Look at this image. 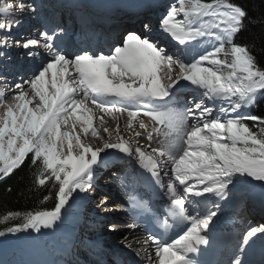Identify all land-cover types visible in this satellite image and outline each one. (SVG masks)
<instances>
[{"label":"snow or ice","instance_id":"obj_1","mask_svg":"<svg viewBox=\"0 0 264 264\" xmlns=\"http://www.w3.org/2000/svg\"><path fill=\"white\" fill-rule=\"evenodd\" d=\"M37 10L35 0H0V57L17 48L31 60L42 58L28 79L10 83L0 74V180L30 160L35 185L52 186L43 201L54 189L55 203L8 212L0 237L52 229L70 201L97 191L99 169L128 158L161 190L164 178L167 186L161 207L130 196L133 222L122 226L134 232L143 217L151 230L143 240L124 236L125 247L139 245L135 255H146L148 264H202L209 233L238 186L264 189V115L248 111L264 96V65L255 42L236 41L264 18L250 17L233 0H175L159 20L171 46L144 23L143 33L126 30L108 53L72 52L59 24L38 38L14 35ZM108 200L104 195L97 207L107 210ZM255 239H264V224L244 231L218 264H257L248 258Z\"/></svg>","mask_w":264,"mask_h":264},{"label":"bare ground","instance_id":"obj_2","mask_svg":"<svg viewBox=\"0 0 264 264\" xmlns=\"http://www.w3.org/2000/svg\"><path fill=\"white\" fill-rule=\"evenodd\" d=\"M44 1L45 0H35L38 8L36 12L37 14L40 12L39 4H43ZM141 1H144L147 4L146 19L148 23H151L153 29L156 26L159 28L157 19L158 17H160V12H166L167 8L175 3V0H170L168 2H166L165 0ZM138 4L139 0H125L124 5L127 10H133L132 15H128L126 17L125 14H119V16H121L120 21L114 20L107 23H103L101 15L98 14L95 17V14H93L91 9L88 8V10L92 12L88 20L89 23H91V21H95L97 23H93L92 27L89 26L92 41L86 49L91 50L92 46H98V51H103L105 53L109 52L108 50L110 46L106 44L107 40L104 39V32L101 29V27L104 26H108L114 30L117 28L119 29V26L122 25V22L123 24H125L124 27H127L128 23L129 25L132 23L133 28L136 31H142L141 33H143L142 28H140L139 26L140 22H137L141 19V15H136L134 10V8ZM84 9L87 11L86 8ZM78 10L79 9H76L75 11ZM34 15L26 18L24 23L25 27H22L21 31L18 33L19 35H31L38 38V33L40 31H43L46 27L49 26V24H54V22L52 21V15L47 16L46 19L42 21L45 22L46 27L45 25H41L39 22H37L41 18L33 19L32 17ZM82 15L87 14L82 13ZM69 19L73 20V14H69V18L67 20L65 18H58L57 22H59L58 24L61 26H65L64 24H66L70 29L73 26L68 24ZM28 24L39 27L40 31L33 33L30 32L29 27H26ZM155 38L159 39L161 43L171 41V39H169L168 37H164L163 35H158ZM65 46L67 47V45ZM5 51H7V56L0 57V74L7 76L10 83L13 81L19 82L21 77L25 79L30 78L32 73L39 67L38 66L37 68H35V70L31 69L33 67V63L36 62L39 57L36 60H31L30 58L23 56L22 50L17 48L7 49ZM8 98L10 99V96ZM260 98H263V96H261ZM140 118L145 120V123L149 125V128L152 127V123L148 120V118ZM106 119H108L109 127L115 126L114 122L111 121L110 118ZM96 123L98 124L99 122L97 121ZM123 130L124 121L121 120V131L123 132ZM137 130H139L138 127ZM126 135L127 134L125 133V136ZM115 139V136H113V142H115ZM159 139L160 137H154L153 146H157L156 141ZM92 142L94 144L96 143V141ZM141 143H144L143 139H141ZM110 151L114 152V150ZM114 155L120 154L114 153ZM113 163H115L114 165L117 166V174L114 176L116 181H121V183L123 181L130 188L129 198L131 195H135L140 200L143 199L142 197H145V200H152L153 198L159 197L161 195L162 198L158 201V203L160 207L163 205L164 193L166 192L167 186V178H164L165 185L164 189L161 190L154 182L150 173L143 170L134 160L125 158L122 160H115ZM127 168H129V171L126 174L119 172L124 169L127 170ZM103 172L104 174H106L105 170ZM100 181L101 180L97 179V183H99ZM92 195L94 202L91 200ZM98 195L102 196L98 191L97 193L95 192L94 194H89L88 196L80 194V196L76 197L75 200L70 201V206H66V209L64 210L67 216H69V220H67L66 222L65 220H61L58 221L52 229H44L40 233L30 232V235L21 238L20 240H9L8 242H6V245L8 247L7 249H3L4 247H0V264H87L84 258H87V260H89V264H106V262L110 264V262L114 260L113 258L117 256L120 251L129 253V255L132 256L136 261L143 260L144 263L147 264L148 261L146 255H141L139 257L135 255L136 251L139 249V245H136L131 249L126 248L124 245V236H129L130 238L135 237V239L138 240L144 239L142 226H140V229L138 228L134 232L130 231L126 227H123L124 230L118 231L121 234L116 232L112 233L108 237L103 238L105 233L108 231V225H106L108 221H111V224L116 225L125 223H117L118 219L116 217L111 220L105 219L108 218V214H105L107 210L97 207V205L99 204V202H97ZM233 197L235 198V200L232 203L239 199L238 193L234 192ZM129 202L130 199H127L128 206ZM229 207L230 206H228L227 211L225 210V207H223L221 210V215H219L216 220L220 217L222 218L224 216V213H227L229 211ZM128 209L131 215L132 208L128 207ZM237 211L240 212L239 209H237ZM231 216L234 218L235 214L231 213ZM261 217L262 219L259 217L260 220H264V216L261 215ZM102 219H104V221H101ZM58 226H60V229L57 228ZM118 236L119 238H117ZM80 241H82L81 244L79 243ZM132 242L134 243V241ZM113 246H115L113 248L115 250H112ZM70 247H72L73 252L70 250ZM87 249H89L90 252ZM149 250L150 249L148 248L147 254L153 256V259H155L154 251ZM82 251H85V255L81 257L80 254L82 253ZM108 256H110V259H108Z\"/></svg>","mask_w":264,"mask_h":264},{"label":"trees","instance_id":"obj_3","mask_svg":"<svg viewBox=\"0 0 264 264\" xmlns=\"http://www.w3.org/2000/svg\"><path fill=\"white\" fill-rule=\"evenodd\" d=\"M244 6L250 17L264 18V0H233ZM238 43H256V55L258 62L264 65V24L251 23L246 29L239 33L236 37ZM256 115H264V96L257 100L256 105L249 109ZM251 123V122H249ZM31 161L17 169L12 175L0 180V219L8 212H26L28 210H36L43 207L51 208L54 206V189L52 190V198L43 201L45 195H48L52 188L51 184L38 187L34 183L36 169L30 167ZM11 191H8V189ZM20 222L19 219L10 220L8 225ZM6 225L0 224V229Z\"/></svg>","mask_w":264,"mask_h":264},{"label":"rangeland","instance_id":"obj_4","mask_svg":"<svg viewBox=\"0 0 264 264\" xmlns=\"http://www.w3.org/2000/svg\"><path fill=\"white\" fill-rule=\"evenodd\" d=\"M166 2H168V1H170V0H165ZM163 4H166V3H163ZM159 11V10H158ZM166 12H160V17H158V22H159V20H160V18L162 17V15H164ZM33 19L35 18V15L32 17ZM159 24V23H158ZM102 30H103V32H105L106 33V37H107V39H108V41H110V40H112V39H116V38H119L122 34H123V30H120V29H114V31H112L109 27H107V26H104V27H102L101 28ZM119 31L118 33L116 32V31ZM245 185V184H244ZM245 186H248L247 184L245 185ZM92 201H93V195H92V199H91ZM234 200V197L232 198V200L231 201H233ZM94 202V201H93ZM63 218L64 219H62V220H65V222L67 221V220H69V216H67V214L64 212V210H63ZM121 234V233H120ZM28 235H30V232H25V233H20V234H16V235H7V236H5V237H0V247L2 248V247H4L3 249H7L8 247H7V243L6 242H8L9 240H20L21 238H24V237H26V236H28ZM85 241V240H84ZM3 245H2V244ZM80 244L82 243V241H80L79 242ZM70 250L73 252V250H72V247H70ZM89 252H90V250L89 249H87ZM85 251H82V253L80 254V256L82 257V256H84L85 254ZM87 254V253H86ZM80 257V258H81ZM94 259H95V257H94ZM108 259H110L109 257H108ZM84 260L85 261H89V260H87V258H84Z\"/></svg>","mask_w":264,"mask_h":264},{"label":"clouds","instance_id":"obj_5","mask_svg":"<svg viewBox=\"0 0 264 264\" xmlns=\"http://www.w3.org/2000/svg\"><path fill=\"white\" fill-rule=\"evenodd\" d=\"M105 171H106V170H105ZM106 174H107V171H106ZM102 178H103V177H100L98 180H102ZM100 182H101V181H100ZM100 182H99V183H100ZM104 195H107V194L104 193L102 196H104ZM107 196H108V195H107ZM114 205H115V204H113L112 206L114 207ZM123 230H124V229H123ZM117 233H120V232H117ZM118 238H119V236H118ZM114 247H115V246L112 247V250H115V249H113ZM149 249H150V248H149ZM150 250H151V249H150ZM150 250H149V251H150ZM108 257L110 258V256H108ZM116 257H117V256H115L113 259H115ZM107 263H108V262H106V264H107ZM113 263H114V260H112L110 264H113ZM108 264H109V263H108Z\"/></svg>","mask_w":264,"mask_h":264}]
</instances>
